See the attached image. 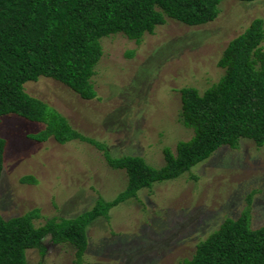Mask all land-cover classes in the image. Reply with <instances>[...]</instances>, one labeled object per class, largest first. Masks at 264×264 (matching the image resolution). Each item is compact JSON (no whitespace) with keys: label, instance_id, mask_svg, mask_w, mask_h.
I'll return each mask as SVG.
<instances>
[{"label":"rangeland","instance_id":"374dc122","mask_svg":"<svg viewBox=\"0 0 264 264\" xmlns=\"http://www.w3.org/2000/svg\"><path fill=\"white\" fill-rule=\"evenodd\" d=\"M254 18L264 28V0H220L216 18L203 25L168 19L138 44L121 34L101 38L93 100L43 77L24 90L55 109L71 129L104 144L111 157H139L157 169L164 164L163 148L173 152L176 142L192 137L178 121L179 90L202 93L216 84L222 51ZM42 129L13 114L0 119L4 219L31 210L40 217L36 225L73 219L123 192L124 171L111 169L103 151L78 140L28 138ZM246 208L250 228L264 226V144L257 148L240 139L236 148L221 147L181 176L143 188L94 218L85 228L87 248L80 258L70 245L46 237L43 254L25 251L26 264H180L220 221Z\"/></svg>","mask_w":264,"mask_h":264},{"label":"trees","instance_id":"16d2710c","mask_svg":"<svg viewBox=\"0 0 264 264\" xmlns=\"http://www.w3.org/2000/svg\"><path fill=\"white\" fill-rule=\"evenodd\" d=\"M253 2L257 0H238ZM220 0H0V119L13 114L43 125L29 139L42 143L52 138L93 145L103 151L107 165L122 170L126 184L114 200L96 205L73 219L52 218L41 225L35 210L4 219L0 215V264H26L25 251L43 254L42 240L74 248L80 258L87 248L85 228L98 216L136 197L152 184L175 179L206 160L221 147L236 148L240 139L264 144V40L263 20L254 18L231 39L217 62L223 70L216 84L198 93L179 90V123L192 130L172 152L163 148V166L151 168L139 157H111L101 144L71 129L67 120L31 97L27 82L48 78L82 100L96 97L91 78L102 56L99 40L121 34L136 44L168 19L188 27L213 21ZM130 56V54H128ZM5 140L0 138V175ZM196 179V177L192 178ZM252 193V192H251ZM249 198L247 199V201ZM248 208L237 218H226L200 240L180 264H264V226H249Z\"/></svg>","mask_w":264,"mask_h":264}]
</instances>
